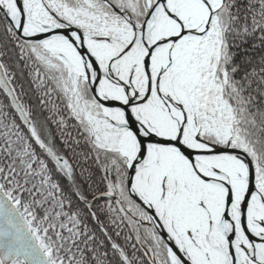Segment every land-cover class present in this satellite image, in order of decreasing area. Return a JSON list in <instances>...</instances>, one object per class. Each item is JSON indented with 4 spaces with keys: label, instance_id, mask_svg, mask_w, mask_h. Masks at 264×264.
Wrapping results in <instances>:
<instances>
[{
    "label": "snow or ice",
    "instance_id": "6c2138e0",
    "mask_svg": "<svg viewBox=\"0 0 264 264\" xmlns=\"http://www.w3.org/2000/svg\"><path fill=\"white\" fill-rule=\"evenodd\" d=\"M0 264H264V0H0Z\"/></svg>",
    "mask_w": 264,
    "mask_h": 264
}]
</instances>
